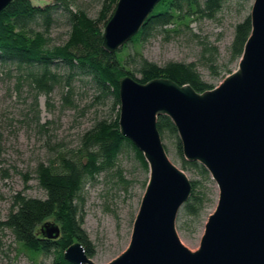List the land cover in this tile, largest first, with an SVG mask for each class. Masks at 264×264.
Returning <instances> with one entry per match:
<instances>
[{"label": "water", "instance_id": "95a60500", "mask_svg": "<svg viewBox=\"0 0 264 264\" xmlns=\"http://www.w3.org/2000/svg\"><path fill=\"white\" fill-rule=\"evenodd\" d=\"M14 0H0V13ZM161 0H118L102 33L113 54L143 27ZM250 34L237 69L212 90L195 92L168 79L118 81L120 135L142 154L149 177L127 248L107 264H264V0H253ZM174 125L187 162L204 167L218 191L197 250L179 240L176 219L191 184L169 159L156 127ZM56 241L55 222L39 227ZM69 264H96L76 241L62 254Z\"/></svg>", "mask_w": 264, "mask_h": 264}, {"label": "trees", "instance_id": "16d2710c", "mask_svg": "<svg viewBox=\"0 0 264 264\" xmlns=\"http://www.w3.org/2000/svg\"><path fill=\"white\" fill-rule=\"evenodd\" d=\"M52 1L35 6L30 0H14L0 13V65L13 66L22 72L21 77L28 81L36 96H48L59 88L61 102L69 108L76 107L72 98L78 80L91 92L87 107L105 105L111 114L83 132L75 150L57 145L52 150L54 157L36 165L34 174L44 193L43 199L29 198L21 192L12 196L9 213L0 225L11 233L18 253L34 264L41 255L51 253L52 264H69L62 254L76 241L84 246L89 258L94 256V248L82 229L84 183L109 172L123 184L127 183L117 166L124 149H130L140 166L148 169L142 154L119 132V79L128 75L145 84L162 78L179 86L189 85L197 93L212 90L213 85L201 80L194 64L168 62L158 66L146 60L140 48L152 32H158L165 40L182 31L191 32L190 24L196 19H213L223 0H161L140 31L113 54L102 49V33L118 0H103L95 19L80 10L72 11L74 0ZM61 19L68 29L67 39L62 45L50 46V32ZM250 29L249 17L235 26L228 59L220 68L216 48L203 45L201 56L216 77L222 72L231 74L229 66H237ZM156 127L161 141L166 137L173 139L180 170L190 171L199 178L189 181L190 196L178 213L198 220L207 202L203 185L211 181L210 176L200 164L184 159L176 129L168 117H158ZM48 220L61 228L56 241L45 240L39 234V227Z\"/></svg>", "mask_w": 264, "mask_h": 264}, {"label": "rangeland", "instance_id": "374dc122", "mask_svg": "<svg viewBox=\"0 0 264 264\" xmlns=\"http://www.w3.org/2000/svg\"><path fill=\"white\" fill-rule=\"evenodd\" d=\"M33 5L45 6L52 0H30ZM103 0H74L72 11L80 10L89 18H97ZM253 0H223L213 19H196L190 31L165 40L158 32L141 45L142 56L158 66L168 62L194 64L201 80L217 87L226 77L222 72L216 77L202 58L203 45L217 50L218 67L228 59V50L234 28L250 15ZM68 29L62 22L50 32V46L62 45ZM231 72L237 69L229 66ZM15 67L0 65V224L6 219L12 196L18 192L29 198L43 199L34 169L38 163H46L55 155L52 150L60 145L75 150L83 132L99 120L109 118L111 112L105 105L87 107L91 102L88 87L76 80L75 108L61 102L58 88L48 96H36L28 81ZM171 162L178 168L173 151V139L162 140ZM117 166L123 184L112 172L100 174L84 183L82 189L83 225L92 247L96 264H107L119 256L128 246L133 220L144 193L149 172L140 166L130 149L118 156ZM180 169V168H179ZM189 181L199 178L192 172H184ZM207 202L198 220L177 215L176 233L181 243L191 251L198 249L204 225L213 213L218 197L216 185L211 180L204 185ZM48 222H53L48 220ZM54 255L38 257L35 264H52ZM0 264H34L24 254H19L11 233L0 225Z\"/></svg>", "mask_w": 264, "mask_h": 264}]
</instances>
